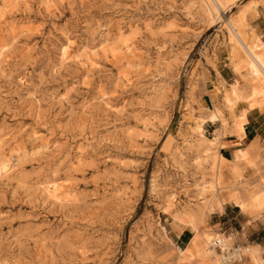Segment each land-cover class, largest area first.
Listing matches in <instances>:
<instances>
[{
	"label": "rangeland",
	"instance_id": "rangeland-1",
	"mask_svg": "<svg viewBox=\"0 0 264 264\" xmlns=\"http://www.w3.org/2000/svg\"><path fill=\"white\" fill-rule=\"evenodd\" d=\"M227 6L215 23L199 0H0V264H222L204 235L262 260L245 226L264 212V146L238 175L216 143L264 112L223 26L260 38L264 0Z\"/></svg>",
	"mask_w": 264,
	"mask_h": 264
},
{
	"label": "bare ground",
	"instance_id": "bare-ground-1",
	"mask_svg": "<svg viewBox=\"0 0 264 264\" xmlns=\"http://www.w3.org/2000/svg\"><path fill=\"white\" fill-rule=\"evenodd\" d=\"M230 1L231 0H199L200 6L204 10V12L211 19V21L215 23L222 22L221 14L222 13L225 15L227 14V11H229V7H230V6L228 7L227 5L228 3H230ZM225 20L226 22L225 23L223 22V26L230 35L229 41L236 42L235 44H237L238 49L243 52L244 54L243 56L245 58L244 65L247 68L248 74L251 76V78L253 77V83H255L253 88L251 89L252 93L250 94L251 95L250 100L257 98V97H262L264 96V54H263L264 53V42L259 37H257L254 33H251L252 37H251L250 42L249 43L246 42L244 38L242 37L241 32L238 30V27L236 26L234 20L232 19V16L228 17ZM121 49H125V51H121ZM130 49L131 48L124 41H121L118 46L108 47V53L111 55L112 59L117 60L118 62L119 59L120 60L125 59L126 50H130ZM230 95H231L230 96L231 99H233L234 102H239L242 99L235 85L231 86ZM252 106H254L253 103L251 104V107ZM205 123L207 122L202 121L200 122L199 126L202 129V135L206 138L207 136L205 135V132L203 129V126ZM9 170H11L9 168V160H6V161L0 160V175H4L5 173H8ZM208 189H210L208 186H204L202 187L201 191L205 192ZM238 207L243 208V205H239ZM225 240L231 241V236H229ZM227 241H224L219 237L213 238L209 235H204V242L211 248L215 249L216 247V249L220 251L218 252L220 263H225L226 261H229L231 264L232 259H237L238 262H240L242 260L240 256V250L237 248L229 249V247L225 245ZM246 252L249 253V255L250 253L252 254L257 264H264V260H260L256 258V254L253 250L246 251ZM257 252L259 253V251ZM207 253L212 258L214 257L213 260L217 262V257L215 256L216 253L212 252L211 249H209Z\"/></svg>",
	"mask_w": 264,
	"mask_h": 264
},
{
	"label": "crops",
	"instance_id": "crops-1",
	"mask_svg": "<svg viewBox=\"0 0 264 264\" xmlns=\"http://www.w3.org/2000/svg\"><path fill=\"white\" fill-rule=\"evenodd\" d=\"M258 13H259V17L254 22V28L257 30L258 33L263 35L260 36V38L263 40L262 37H264V9L259 7ZM203 129L207 137L213 138L214 135V137L218 139V131L216 130L218 129L217 124H212L207 122ZM257 139L259 140L260 145L264 146V112H261L258 109L248 110L243 115L242 131L239 137L234 134H229V135H223L220 137V139H218L216 144H218V142L220 144L219 156L225 162H229L230 160L233 159L231 161L233 163V172L237 170L239 175L240 169L238 165L247 160V157L249 155L248 153L249 149L250 147H252L253 144H256L255 141ZM262 157L264 159V152L262 154ZM261 171H264V166L261 167ZM241 203L245 204L244 202ZM239 210L242 211L241 209ZM223 214L227 217L230 214V212L224 208ZM245 228L247 232H251L252 229H256L257 232H259V234H261L264 239V212L260 213L257 216V219H252L251 221L247 220ZM171 232L177 242H181L183 240L185 241L186 239L184 245L187 244V241L189 239V234H191L190 231L187 229H184L180 234L172 231V229ZM252 247L255 248L256 251H260L262 256L261 249H263L264 251V240H262L259 243H255V245H253ZM262 260H264V255L262 256Z\"/></svg>",
	"mask_w": 264,
	"mask_h": 264
},
{
	"label": "built area",
	"instance_id": "built-area-1",
	"mask_svg": "<svg viewBox=\"0 0 264 264\" xmlns=\"http://www.w3.org/2000/svg\"><path fill=\"white\" fill-rule=\"evenodd\" d=\"M235 262H238L237 259H232L231 264H234ZM222 264H230V262L226 261L225 263H222Z\"/></svg>",
	"mask_w": 264,
	"mask_h": 264
},
{
	"label": "trees",
	"instance_id": "trees-1",
	"mask_svg": "<svg viewBox=\"0 0 264 264\" xmlns=\"http://www.w3.org/2000/svg\"><path fill=\"white\" fill-rule=\"evenodd\" d=\"M171 237H172V239H175V237L173 235Z\"/></svg>",
	"mask_w": 264,
	"mask_h": 264
}]
</instances>
